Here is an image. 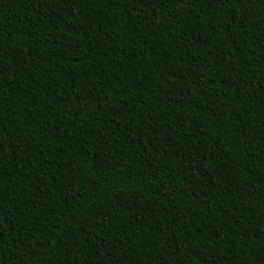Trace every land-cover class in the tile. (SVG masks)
Returning <instances> with one entry per match:
<instances>
[{
    "label": "trees",
    "instance_id": "trees-1",
    "mask_svg": "<svg viewBox=\"0 0 264 264\" xmlns=\"http://www.w3.org/2000/svg\"><path fill=\"white\" fill-rule=\"evenodd\" d=\"M264 0H0V264H262Z\"/></svg>",
    "mask_w": 264,
    "mask_h": 264
},
{
    "label": "snow or ice",
    "instance_id": "snow-or-ice-1",
    "mask_svg": "<svg viewBox=\"0 0 264 264\" xmlns=\"http://www.w3.org/2000/svg\"><path fill=\"white\" fill-rule=\"evenodd\" d=\"M262 264H264V262H262Z\"/></svg>",
    "mask_w": 264,
    "mask_h": 264
}]
</instances>
